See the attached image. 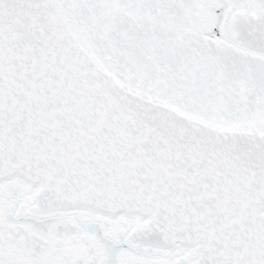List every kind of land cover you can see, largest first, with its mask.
I'll use <instances>...</instances> for the list:
<instances>
[{
    "label": "snow or ice",
    "instance_id": "obj_1",
    "mask_svg": "<svg viewBox=\"0 0 264 264\" xmlns=\"http://www.w3.org/2000/svg\"><path fill=\"white\" fill-rule=\"evenodd\" d=\"M0 264H264V0H0Z\"/></svg>",
    "mask_w": 264,
    "mask_h": 264
}]
</instances>
